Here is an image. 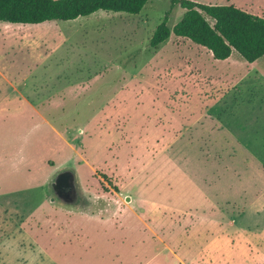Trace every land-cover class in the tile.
<instances>
[{
    "label": "rangeland",
    "instance_id": "obj_1",
    "mask_svg": "<svg viewBox=\"0 0 264 264\" xmlns=\"http://www.w3.org/2000/svg\"><path fill=\"white\" fill-rule=\"evenodd\" d=\"M166 12L0 22V264H264V57L151 48Z\"/></svg>",
    "mask_w": 264,
    "mask_h": 264
},
{
    "label": "trees",
    "instance_id": "obj_2",
    "mask_svg": "<svg viewBox=\"0 0 264 264\" xmlns=\"http://www.w3.org/2000/svg\"><path fill=\"white\" fill-rule=\"evenodd\" d=\"M149 0H0V22L37 25L72 21L97 11L139 14ZM183 10L181 18L167 26L168 12L156 26L149 46L156 48L172 34L205 48L215 60L236 52L246 63L264 57V18L233 5H211L192 0H169Z\"/></svg>",
    "mask_w": 264,
    "mask_h": 264
},
{
    "label": "water",
    "instance_id": "obj_3",
    "mask_svg": "<svg viewBox=\"0 0 264 264\" xmlns=\"http://www.w3.org/2000/svg\"><path fill=\"white\" fill-rule=\"evenodd\" d=\"M51 188L56 198L64 199V195L67 196L68 199H72V197L75 198V176L73 172L69 169L58 172L51 182ZM51 200L54 201L55 199L51 198Z\"/></svg>",
    "mask_w": 264,
    "mask_h": 264
},
{
    "label": "crops",
    "instance_id": "obj_4",
    "mask_svg": "<svg viewBox=\"0 0 264 264\" xmlns=\"http://www.w3.org/2000/svg\"><path fill=\"white\" fill-rule=\"evenodd\" d=\"M72 21H74V20H72ZM53 22H57V21H50V22H44V23H53ZM60 22H62V21H60ZM66 22H70V21H66ZM8 24V23H7ZM42 24V23H41ZM41 24H37V25H41ZM37 25H35V26H37ZM35 36H32V38H34ZM40 37H47V36H40ZM57 41V40H56ZM62 44H63V46L64 45H66V44H68V40L66 39V38H64V39H62ZM53 57H50L49 58V56H47L46 58H45V62H46V59L48 60V59H52ZM53 64L55 65V66H57L56 65V60L53 58ZM47 63V62H46ZM49 65L47 64V67H48ZM28 70V69H27ZM30 71V70H29Z\"/></svg>",
    "mask_w": 264,
    "mask_h": 264
},
{
    "label": "flooded vegetation",
    "instance_id": "obj_5",
    "mask_svg": "<svg viewBox=\"0 0 264 264\" xmlns=\"http://www.w3.org/2000/svg\"><path fill=\"white\" fill-rule=\"evenodd\" d=\"M63 198H64V200H65V199H68V197H67V196H65V195L63 196Z\"/></svg>",
    "mask_w": 264,
    "mask_h": 264
}]
</instances>
